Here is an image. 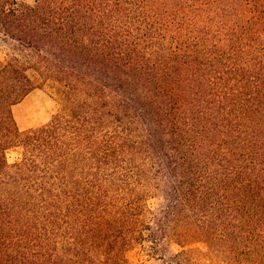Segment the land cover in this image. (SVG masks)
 <instances>
[{
  "label": "trees",
  "instance_id": "obj_1",
  "mask_svg": "<svg viewBox=\"0 0 264 264\" xmlns=\"http://www.w3.org/2000/svg\"><path fill=\"white\" fill-rule=\"evenodd\" d=\"M0 43V264H264V0H0Z\"/></svg>",
  "mask_w": 264,
  "mask_h": 264
},
{
  "label": "rangeland",
  "instance_id": "obj_2",
  "mask_svg": "<svg viewBox=\"0 0 264 264\" xmlns=\"http://www.w3.org/2000/svg\"><path fill=\"white\" fill-rule=\"evenodd\" d=\"M18 1L28 4L35 2V0ZM4 58V46L0 43V60ZM60 108L61 103L53 87L45 85L43 88L33 90L22 102L14 106L13 111L18 125L25 129L48 122ZM161 201L162 197L157 193L155 197L149 199V205L154 209ZM195 246L202 251L206 249L203 243H197ZM179 250L180 246L170 240L165 241V246L162 250H154L151 243L146 241L128 250L126 256L132 264H170V257ZM199 257L207 261L213 259L210 256Z\"/></svg>",
  "mask_w": 264,
  "mask_h": 264
}]
</instances>
